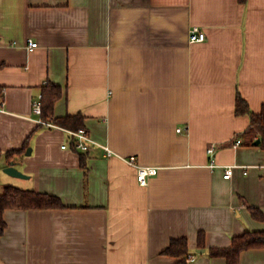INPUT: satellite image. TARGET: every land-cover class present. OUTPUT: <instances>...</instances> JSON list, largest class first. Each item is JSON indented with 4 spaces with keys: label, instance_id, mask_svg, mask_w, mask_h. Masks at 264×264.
Masks as SVG:
<instances>
[{
    "label": "crops",
    "instance_id": "obj_1",
    "mask_svg": "<svg viewBox=\"0 0 264 264\" xmlns=\"http://www.w3.org/2000/svg\"><path fill=\"white\" fill-rule=\"evenodd\" d=\"M193 25L204 40L189 42ZM47 82L62 88L53 116L81 114L111 155L38 121ZM0 90V161L21 150L28 176L0 184L65 205L6 208L0 264H226L209 249L264 230L251 213H264V151L235 112L237 93L253 112L264 103V0H0ZM130 156L156 168L146 185ZM178 237L193 261L162 253ZM238 264H264V247Z\"/></svg>",
    "mask_w": 264,
    "mask_h": 264
},
{
    "label": "trees",
    "instance_id": "obj_2",
    "mask_svg": "<svg viewBox=\"0 0 264 264\" xmlns=\"http://www.w3.org/2000/svg\"><path fill=\"white\" fill-rule=\"evenodd\" d=\"M41 113L40 116L58 126L68 129H78L83 127V116L81 114L53 116L54 103L62 96V88L52 82H47L41 90ZM2 97L0 90V98ZM235 112L237 114H248L250 123L242 132L245 143L252 144L256 138H260L259 146L264 151V103L259 112L250 110L246 100L239 94H236ZM21 150H8L4 152L8 163L14 162V157ZM2 152H0V156ZM65 205L61 199L54 194L40 192L34 189H25L13 184H0V235L5 228L3 212L6 208L31 209V208H61ZM252 216L264 220V213L259 209L251 207ZM197 242L199 247L204 246V234L198 232ZM255 247H264V230H246L242 234L235 235L231 239L230 245L226 247H211L209 254L212 256H222L226 264H238L239 255L242 250ZM162 253L172 256L185 257L188 254L187 239L178 237L171 239L169 245Z\"/></svg>",
    "mask_w": 264,
    "mask_h": 264
},
{
    "label": "built area",
    "instance_id": "obj_3",
    "mask_svg": "<svg viewBox=\"0 0 264 264\" xmlns=\"http://www.w3.org/2000/svg\"><path fill=\"white\" fill-rule=\"evenodd\" d=\"M205 39V33L203 30H201V28L199 26L193 25L190 27L189 31H188V40L189 42H198V41H202ZM37 46V42L32 40V39H28V48H34ZM41 93H39L36 97V99L33 101V106L32 109L34 112L40 114L41 113ZM4 106V100L3 97L0 98V110L3 108ZM40 123L46 124L48 126L51 127H56L58 125L52 123V122H48L42 119L38 120ZM64 130L66 131L67 135L70 138V144L71 146L80 152H86L88 151L92 146L94 145H100L104 148L105 150V155H111L112 151L106 146V145H101L98 142H96L95 140H93L91 138V136L89 135L88 131L83 128L80 127L78 129H68V128H64ZM182 127H178L177 131H181ZM241 142L240 139H237L235 144H239ZM63 148L67 147V143H64L62 145ZM207 153L210 155V165L211 166H216L215 163V159H214V148L213 146H209L207 148ZM127 161L129 164L133 165L136 167L137 170V179L139 181L140 184L142 185H146L148 182V178L149 176L153 175L156 173V168L155 167H151V166H141L138 165L136 163V159L134 156H130L127 158ZM233 172V166L232 165H227L224 166V173H223V177L224 178H230V176L232 175ZM187 262L189 261H193L194 260V256L192 255H188L185 259Z\"/></svg>",
    "mask_w": 264,
    "mask_h": 264
},
{
    "label": "water",
    "instance_id": "obj_4",
    "mask_svg": "<svg viewBox=\"0 0 264 264\" xmlns=\"http://www.w3.org/2000/svg\"><path fill=\"white\" fill-rule=\"evenodd\" d=\"M260 141L259 138H257L254 143L258 144ZM27 154L30 153V148L27 149L26 151ZM5 172L8 173L11 176L14 177H21V178H26L28 177L26 174H24L22 171H20L16 166H15V162L11 161L6 167H5ZM200 252H202L203 250L200 249Z\"/></svg>",
    "mask_w": 264,
    "mask_h": 264
},
{
    "label": "rangeland",
    "instance_id": "obj_5",
    "mask_svg": "<svg viewBox=\"0 0 264 264\" xmlns=\"http://www.w3.org/2000/svg\"><path fill=\"white\" fill-rule=\"evenodd\" d=\"M5 163H4V159H1L0 161V179L2 182H6V178H8V176H11L9 175L8 173L5 172Z\"/></svg>",
    "mask_w": 264,
    "mask_h": 264
}]
</instances>
